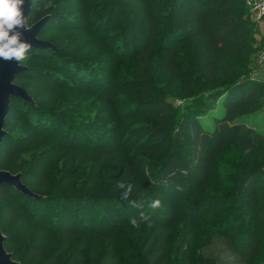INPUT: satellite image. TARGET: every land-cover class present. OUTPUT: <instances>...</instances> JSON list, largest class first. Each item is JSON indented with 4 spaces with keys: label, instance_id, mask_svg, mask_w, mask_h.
Listing matches in <instances>:
<instances>
[{
    "label": "rangeland",
    "instance_id": "1",
    "mask_svg": "<svg viewBox=\"0 0 264 264\" xmlns=\"http://www.w3.org/2000/svg\"><path fill=\"white\" fill-rule=\"evenodd\" d=\"M243 1L248 11L247 21L252 27L249 52L237 57L233 56L230 60L234 64L248 67L247 75L261 84V98L264 102V60H262L264 20L253 19L248 1ZM44 2L46 0H36L38 5ZM75 2L76 0H51L52 7L41 8L29 23L33 25L57 10L65 14L56 20L59 26L47 28L49 32L43 37L44 40L56 46L53 50L57 54L49 53L46 57L37 56L36 51L30 50L28 53L31 54V58L28 56L23 63L26 66H41L46 69V72L23 74L16 81L17 84L26 88L33 102L30 103L32 107L23 106L18 102L13 104V110L5 128L21 136L22 139L16 141L20 148L15 156L10 155L7 158L9 163L18 166L16 173L28 171L24 183L38 194L40 199L46 197L44 194L86 193V195L97 197L91 200L92 209L100 207L104 210L102 201L108 199L106 197H117L122 193L123 189L117 187L119 182L131 184L133 191L128 200H125L129 209L132 212L135 211L131 201L144 202L145 206L141 209H145L143 212L152 220L156 219L154 212L164 214L166 210L162 205L155 210L147 206L153 200H161V197L154 193L151 185L144 184V179L148 176L150 177L148 181L154 183L156 176L152 173L158 175L157 171L163 164L169 167L170 155L173 154L178 165L177 170L182 178L177 200L180 207L183 205V210L186 205L185 211L190 210L193 213L190 219L196 222V225L184 220L174 227L170 236L169 255H183L189 246L188 238L191 237L193 239L191 256L199 260L200 264L205 263L206 260L211 264H231L233 256L226 248L222 235L215 232L212 227L216 214L223 212L224 204L214 203L211 197H222L229 191H235L238 182L236 175L248 169L246 165L249 161L246 162V160L250 156L245 155L235 144L227 145L214 160L211 180L194 199H191L189 195L193 188L190 187L188 174L191 173V165L195 163V156L189 135L191 129L189 115L194 112L193 108L206 106L204 103H207V100L201 93L204 89L196 92L187 91L181 88L180 81L176 82L171 78V74L162 72L158 64L165 62L166 54L161 29H158L154 50L149 57H131L129 49L136 47L139 38L146 37L148 28L146 21L139 16L135 8L129 5L128 1L96 0L92 3V0H89V7L99 8L105 5L104 11L96 14L93 20H88L89 24L78 18L79 16L77 17L81 8L77 7ZM82 13L86 15L81 10ZM162 22L163 20L160 19L159 25L163 24ZM182 49H187V52L183 51V57L194 59L192 55L197 48L193 44ZM58 58L67 60L66 64H63L64 67H67V63L73 64L80 70L83 68L84 73H90L98 79L103 80L109 77L114 80V87H116L114 98H118L120 112L116 113V116L108 115V102L102 104L103 101H100L99 103L98 96L93 92L84 95L72 89L69 86L73 81L71 71L62 72ZM54 71L60 74L61 81L53 82L42 78L43 76L51 77ZM145 81L149 82V87L154 89L144 88ZM150 99L165 100L173 108L170 129L167 130L174 134L167 143L164 142L163 129L166 130V128L162 122L141 113L145 108L144 103L141 102ZM36 111L45 118L60 114L63 119L62 133L68 130L73 133L81 131L84 135L81 141L86 143L89 149L58 154L60 148L58 145L64 144L62 141L65 140L72 141V137L60 135L58 139H55L50 133L40 132L34 127L33 113ZM214 112L215 115L224 114L225 108L221 99L216 101ZM180 114L182 116L178 120ZM199 119L207 127L213 128L215 125L213 112L203 113ZM243 119L256 130L264 132V107L261 113L248 115ZM117 129H119V135L113 136L116 138L113 141L115 144L113 147L118 148V152L109 156L98 152V149L112 141V133H116ZM89 135L97 139L95 144ZM23 137L26 138L23 139ZM11 143L10 138L5 139L6 154L7 147ZM67 178L71 179L69 184L62 187ZM259 186L264 188V180L259 183ZM248 193L249 189L243 192L245 199ZM201 198L204 199L202 203L197 200ZM222 198L225 199V197ZM259 199L264 203V197ZM112 202L121 207L116 200ZM226 202L229 201L224 200V203ZM0 205L6 208L9 202L0 199ZM47 205V209L51 211L49 222L37 220L34 216L26 214L29 205L22 216L16 215L7 226L1 221V229L6 241L9 243L17 237V242L6 249L14 255V260L18 263L103 264L108 257H111L113 259L110 264H149L144 259L145 254L159 240V234L155 233L152 224L144 222L139 228H134L126 220L111 231L105 230L98 236H93L94 233H92L65 240L61 233L55 230L53 224V202L49 201ZM97 210L99 211V208ZM234 210L231 209L228 212L234 214ZM242 212L243 209L238 211L240 215ZM21 217L24 220L18 224ZM232 217L234 218L233 215ZM234 220L231 232L236 241L244 237L252 227H259L264 233V216L259 222L251 224L245 221L240 223L238 217ZM147 245L148 248L144 252ZM262 247L258 253L260 261L264 259V239ZM155 264H160V258ZM255 264L264 263L256 262Z\"/></svg>",
    "mask_w": 264,
    "mask_h": 264
},
{
    "label": "trees",
    "instance_id": "2",
    "mask_svg": "<svg viewBox=\"0 0 264 264\" xmlns=\"http://www.w3.org/2000/svg\"><path fill=\"white\" fill-rule=\"evenodd\" d=\"M93 1L96 0H92V3ZM126 1H128L131 7L135 8L134 10L138 11L139 16L146 21L148 28L146 37L139 38L136 42V47L129 49L131 50V57H149L154 50L158 29H161L164 35L163 44L166 54L165 62L158 64L162 72L171 74V78L176 82L180 81L181 88L187 91L196 92L204 89L201 93H203V97L207 100V103H204L206 106H197L195 109L193 108L194 112H191V115H189L191 117L189 135L192 139L191 148L195 156V163L191 165V173L188 174L190 187L191 189L193 188L189 197L194 199L196 194L203 190L206 184L211 180V170L214 160L225 150L227 145L235 144L241 148V151L245 155L250 156L249 159L246 160V162L249 161V164L246 165L248 169L236 175L238 182L235 191L227 192L226 196L222 195L225 199L218 196L211 197L214 203L224 204L223 212L216 214V219H214L212 227L215 229V232L222 235L226 248L233 256L231 264L264 263L263 258L261 261L258 259V253L263 248L262 242L264 239V233H262L259 227H252V229H249L248 233L240 238L239 241H236L231 232L233 223H235V217H238L240 223L245 221L251 224L253 222H259L262 216H264V203L259 199L260 197H264V188L259 186V183L264 180V132L256 130L248 122L245 123L243 119V117L245 118L248 115L252 116L261 113L263 110L264 102L261 98L262 88L258 81H253L247 75L249 74L248 67L234 64L231 61V57H237L249 52L252 27L247 21L248 11L244 1ZM75 5L80 7L87 15L83 13L82 15L81 10L77 13V17L79 16L78 18L84 20L86 24H89L88 20H93L96 14L105 10V5L99 8L89 7V0H76ZM36 12V8L33 7L30 22ZM60 13L62 12L58 10L51 13L47 24L43 27L40 38L43 39V37L48 34L49 30L47 28L59 26L56 20L59 16L65 15L64 13ZM160 19L163 20V24L159 25ZM191 44L197 48L192 55V58H194L193 60L187 57L185 58L182 55L183 51L187 52V49L182 48ZM30 50L36 51L37 56L46 57L49 53L57 54V52L50 48H30L28 52ZM26 58H28V53L25 54V60ZM57 61L60 62L59 64L62 66V72L71 71L73 81L69 86L72 89L84 95L92 94L93 92L98 96L97 101H99V103L100 101H103L102 104L108 102V115L116 116V113L120 112L118 98H114L116 92L114 80L109 77L103 80L98 79L90 73H84L82 71L84 70L83 68L80 70V68H77L73 64L67 63V67H64L63 64L67 62L66 59L58 58ZM21 62L24 63V60ZM27 67L26 70L17 75L15 82L23 74H43L46 72V69L41 66L27 65ZM54 74H52L54 77L51 75V77L43 76L42 78L52 80L53 82L61 81L60 74L55 71ZM173 80L171 82H173ZM64 83L66 82L64 81ZM145 84L144 88H149V90L154 89L149 87V82L145 81ZM24 89L26 88L24 87ZM218 99H221L225 108V112L222 115L214 114L216 101ZM14 102L23 104V106L27 105L28 107H32V104L29 102L21 98L12 97L10 113L6 120L5 127L11 116ZM141 103H144L145 107L141 112L143 115L160 120L166 130L170 129L169 123L172 121L171 116L173 108L169 103H166L165 100L160 101L154 99L142 101ZM39 111L43 112L42 110ZM206 112H213L215 120L213 128L205 126L199 119V116ZM39 114L40 113L36 111L33 113V117L34 127L40 132L50 133L55 139H58L60 135L66 137L70 135L69 137H72V141L65 140L62 141L64 144L58 145V147H60L58 149V154L74 152L72 150L85 151L89 149L85 145L86 143L81 141V139H83L82 136H84L81 131L73 133L71 130H68L62 133L63 119L60 114H53L54 117L52 116V118H45ZM181 116L180 114L178 120H180ZM5 130L7 134L4 136L0 147V168L15 174L18 166L10 164L7 158L10 155L15 156L18 153L20 145L16 141L22 138L6 128ZM163 130L165 132L164 142L167 143L172 138L174 132L171 133L168 130ZM115 132L116 133H112V141H109L108 144H105V146L100 149L97 148L98 152L103 153L105 156L118 152L117 150L119 149L113 147V145L115 146L113 141L116 139L114 137H118L119 129ZM79 135L81 138H77ZM6 138L12 140L11 145L7 147V154L5 149ZM24 138L26 137H23V139ZM89 138L92 139L94 144L97 142L95 141L97 139L94 138L93 135ZM170 159L171 165H169V167L163 164L159 171H157L158 175L152 173L156 176L154 183L148 181V178H150L148 176L144 179V184L151 185L154 193L161 197V205L166 210L164 214H155L154 212L156 219H149L146 221L154 226L155 233L159 234V240L149 249V252L145 254L144 259L147 260L149 264H155L159 258L160 264H200L201 262L199 260L191 256V245L193 242L191 237L188 238L189 246L183 255L179 256L174 254L171 256L168 253L170 248V236L174 227L184 220H187L188 223L193 222V220L191 221L190 219L193 213L190 210L185 211L186 205H184L183 210V205L180 207L178 203L177 198L180 194L182 178L180 177V172L177 170L178 165L176 164V159L173 154L170 155ZM27 172L28 171H23L21 173L23 182L28 176ZM70 180L71 179L67 178L62 184V187L69 184ZM247 189H249V193L245 199L243 192ZM44 196L46 197L38 199L27 196L11 186H0V199L9 202V206L6 208H2V205H0V218L2 223L7 226L16 215L21 214L22 216L28 205L29 207L26 214L34 216L37 220L49 222L51 211L47 209V204H49V201H52L54 204L52 211L54 212L53 224L55 225V230L60 232L65 240H68L81 235H90L94 233L93 236H98L105 230L111 231L115 226L120 225L126 220L127 223L130 222L131 217H139L140 212L145 210L135 207V211L133 210L134 212H132L126 201L121 198V193L118 194L117 197H106L108 199L102 201L104 210L100 207H96V210L92 209L90 204L92 203L91 200L94 198L97 199V197L86 195V193L80 195H67L62 192L53 195L44 194ZM113 200L121 204V207L119 205H114L112 202ZM197 200L202 203L204 199L201 198ZM224 200H228L229 202L224 203ZM71 204L73 205L71 206ZM97 208H99V211ZM231 209H235L234 214L228 212ZM240 209H243L241 215L238 213ZM187 218H189V220ZM23 220L24 219L21 217L18 224L22 223ZM195 223L196 222H193V225H196ZM16 238L14 237V240L9 243L5 240V247L8 249L16 243ZM147 248L148 245L145 247L144 252H146ZM36 250L38 251V249ZM111 259L113 258L108 257L103 264H110ZM203 264L211 263L206 260Z\"/></svg>",
    "mask_w": 264,
    "mask_h": 264
},
{
    "label": "water",
    "instance_id": "3",
    "mask_svg": "<svg viewBox=\"0 0 264 264\" xmlns=\"http://www.w3.org/2000/svg\"><path fill=\"white\" fill-rule=\"evenodd\" d=\"M31 5L32 0H25V4L21 5V11L25 16L30 13L27 21L28 24L30 23L32 13ZM49 18L50 15H47L33 25H29L31 30L25 32L22 37V40H27L29 44L28 49H56V46L53 43L40 38L43 27L47 24ZM15 31H17V29H14L13 32L9 33V35H12ZM27 68L28 67L21 61H4L0 58V147L4 136L7 134V131L5 130V123L10 113L12 97L21 98L29 103L33 102V99L28 94L26 89L15 82L17 75ZM0 186H11L27 196L40 198L38 194L32 191L23 182L21 173L14 174L0 168ZM5 240L6 238L2 232L0 220V264H20L14 260L13 255L7 251L5 247Z\"/></svg>",
    "mask_w": 264,
    "mask_h": 264
},
{
    "label": "clouds",
    "instance_id": "4",
    "mask_svg": "<svg viewBox=\"0 0 264 264\" xmlns=\"http://www.w3.org/2000/svg\"><path fill=\"white\" fill-rule=\"evenodd\" d=\"M25 4V0H0V58L4 61H16L20 62L25 60V54L28 53L29 44L26 39L22 40L25 32L30 31V26L28 24V19L30 13L25 16L21 11V5ZM35 7L37 11L47 9L52 7L51 0H46L42 4H37L36 0H32L31 8ZM9 35L10 32H13ZM29 58L31 54L28 53ZM117 187L123 189L121 193V198L128 200L130 194L133 191V186L131 184H125L119 182ZM161 200L156 199L151 201L147 206L155 210L161 206ZM133 207L143 208L145 206L144 202L141 201H131ZM149 220V216L145 212L141 211L139 217H131L130 224L134 228H139L140 225ZM150 226V225H149Z\"/></svg>",
    "mask_w": 264,
    "mask_h": 264
},
{
    "label": "built area",
    "instance_id": "5",
    "mask_svg": "<svg viewBox=\"0 0 264 264\" xmlns=\"http://www.w3.org/2000/svg\"><path fill=\"white\" fill-rule=\"evenodd\" d=\"M251 9L252 18L257 21L264 20V0H247ZM264 60V57L263 59Z\"/></svg>",
    "mask_w": 264,
    "mask_h": 264
}]
</instances>
